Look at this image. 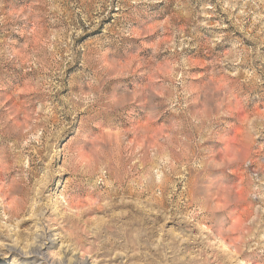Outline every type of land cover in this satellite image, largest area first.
<instances>
[{"label":"rangeland","instance_id":"1","mask_svg":"<svg viewBox=\"0 0 264 264\" xmlns=\"http://www.w3.org/2000/svg\"><path fill=\"white\" fill-rule=\"evenodd\" d=\"M84 263L264 264V0H0V264Z\"/></svg>","mask_w":264,"mask_h":264},{"label":"bare ground","instance_id":"2","mask_svg":"<svg viewBox=\"0 0 264 264\" xmlns=\"http://www.w3.org/2000/svg\"><path fill=\"white\" fill-rule=\"evenodd\" d=\"M223 239V238H222ZM223 241V240H222ZM242 248V247H241ZM36 251V250H35ZM35 253H38V251H36ZM255 253V252H254ZM85 264V263H84Z\"/></svg>","mask_w":264,"mask_h":264}]
</instances>
